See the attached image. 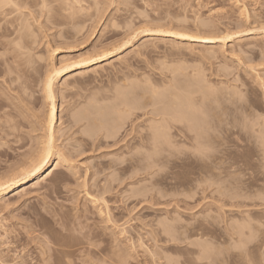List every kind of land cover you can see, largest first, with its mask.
Masks as SVG:
<instances>
[{
    "label": "rangeland",
    "instance_id": "374dc122",
    "mask_svg": "<svg viewBox=\"0 0 264 264\" xmlns=\"http://www.w3.org/2000/svg\"><path fill=\"white\" fill-rule=\"evenodd\" d=\"M2 1L1 185L43 154L44 86L64 70L53 87L56 171L0 195V264H264V0ZM167 91L204 101L201 113L199 102L185 110L214 126V135L203 129L207 147L173 129L162 140L171 151L146 149L152 110L170 108ZM95 123L118 136L105 139Z\"/></svg>",
    "mask_w": 264,
    "mask_h": 264
},
{
    "label": "bare ground",
    "instance_id": "6f19581e",
    "mask_svg": "<svg viewBox=\"0 0 264 264\" xmlns=\"http://www.w3.org/2000/svg\"><path fill=\"white\" fill-rule=\"evenodd\" d=\"M9 0H7V2H8ZM2 2H5V0L4 1H2ZM10 2V1H9ZM8 2V3H9ZM8 3H6V4H8ZM3 5H5L4 3L2 4L1 3V0H0V10H2V8L1 7H3ZM1 13V12H0ZM2 15V14H1ZM7 31L8 30H6V33H7ZM9 33V32H8ZM7 33V34H8ZM155 33V32H154ZM153 34V33H152ZM164 34H166L167 35V33H164ZM178 35H180V36H177V37H179V38H182V39H185V40H188V41H192V42H200V43H204V44H210V43H214V39H212V38H209V37H201V38H199V37H197V39H186V37H189V35H181V34H178ZM24 36V35H23ZM20 37H21V35H20ZM192 37V36H191ZM22 38V37H21ZM99 59L100 58H94L93 59V61L94 62H96V61H99ZM89 63V62H88ZM80 64H84L85 65V62H82V63H80ZM87 64V63H86ZM55 70H59V69H55ZM54 70V71H55ZM200 78V77H199ZM197 80H201V79H197ZM196 80V81H197ZM149 82H150V80H149ZM148 82V83H149ZM200 82V81H199ZM151 83V82H150ZM186 85V84H185ZM183 89L185 88V87H182ZM181 88V89H182ZM203 88V87H202ZM186 89V88H185ZM187 89H188V87H187ZM174 90H176V89H174ZM201 87H200V89H199V92H200V94L202 95V98H203V96H206V95H204V91L203 90H206V88H203V90H201ZM134 91V90H133ZM156 91L157 90H155V92H154V94H156ZM177 91H179L178 89H177ZM181 91V90H180ZM194 91H196V90H194ZM198 91V90H197ZM196 91V92H197ZM207 91V90H206ZM208 91H209V89H208ZM208 91L207 92H205V93H207L208 94ZM210 91H211V89H210ZM135 92V91H134ZM133 92V94H136V92L134 93ZM167 92H174V91H167ZM190 92V91H189ZM132 93V92H131ZM165 93V92H164ZM167 93V94H169V95H172V96H170L171 98H172V102H169L170 103V105H172V107L169 105V107L170 108H168V106H167V108H166V106H165V103L166 102H168L167 100H165V98H164V96H163V98L161 99V101L164 99L165 100V103L164 102H162L161 104L163 105V109H158V110H155V109H153L152 110V112L154 111V117H156L155 118V122H154V126H153V130L154 131H152V135H151V138H149V136H148V139H151L152 141H151V143H152V145H151V143L150 142H148L149 140L148 139H146L147 140V142L148 143H146V144H150L152 147H149V145L146 147V149H153V150H157V149H159V151H165V152H168V150L170 149V151L172 150L171 149V145L170 144H167L166 145V143H168L169 141V135L171 136V131L173 130V129H175V131L176 132H174V133H176V136H178V137H180L181 138V140L183 139L184 141L186 140V139H194V140H197L196 142L197 143H200V145L201 144H203L204 143V141H202L201 142V140L203 139V138H205V135H204V132H205V134H206V132L207 131H211L212 132V130L214 129L215 130V128H214V126L212 127V126H210L209 128H207V127H205V126H202V127H204L205 129L207 128V129H209V130H203L200 126L201 125H199L200 124V122L199 121H202L201 122V124H203V122H204V120H201V118H199L200 117V115H199V113H201V109H203V108H201V106H202V104L204 103V101L202 102V101H200V102H202V104L200 105V106H198V108L200 107V112L198 113H195V111L196 110H198V108H197V101H195L196 103H193V105H192V102H190L191 104H189V100L186 102V103H188V104H186L184 101H186V99H184V101L182 100L183 98H186V97H181L179 94H177L176 92V94L175 93ZM194 94H196L195 92H193ZM198 93V92H197ZM212 94H213V92H211ZM140 94V93H139ZM138 94V95H139ZM167 94H166V96H167ZM138 95H137V97H138ZM142 95V93L140 94V96ZM129 96H130V93H129ZM160 95H158V98L160 99V97H159ZM165 96V97H166ZM183 96V95H182ZM213 96V95H212ZM134 97H136V96H134ZM143 97V96H142ZM127 98V100L129 101L130 99H128L129 97H126ZM141 98V97H140ZM139 98V99H140ZM168 98V100L170 99L169 97H167ZM166 98V99H167ZM207 98V97H206ZM214 98H216V96L214 97ZM218 98V97H217ZM216 98V99H217ZM136 99V101H137V98H134V100ZM156 99V98H155ZM192 99V98H191ZM208 99V98H207ZM207 99H206V101H207ZM124 100V99H123ZM125 101V102H128V101ZM131 100H133V98H131ZM193 100V99H192ZM135 101V103L136 104H142V102H136ZM140 101V100H139ZM154 101H156V100H154ZM158 101V100H157ZM161 101H159V103L161 102ZM169 101H171V99L169 100ZM178 101H180V102H178ZM211 101H214L213 99L211 100ZM218 101V100H217ZM212 102V104L213 103H216V104H214V105H212L213 107H215V108H217L216 107V105H217V103L220 101H218V102ZM124 101H123V103H125ZM130 103H131V101H129ZM133 102V104H134V101H132ZM174 102H176V103H174ZM130 103H126V105L125 104H123L124 106H122V107H124L123 109L126 111V113H127V111L130 113L131 111H135V109H137L135 106H133V105H131ZM156 103H158V102H156ZM164 103V104H163ZM172 103V104H171ZM207 103V102H206ZM206 103H205V105H206ZM121 104V103H120ZM50 106H51V108L49 109L50 111H49V114H48V120H47V122H48V124H47V134H48V137H46V139L48 140L46 143H45V141H44V147H41V148H43V151H42V149H41V151H42V155H41V153H37L38 155H39V157H38V159L39 160H37V162H36V160L35 161H33L34 162V164L32 165V166H30V168H29V170H27V172H24L22 175L23 176H21V178L20 179H16L15 178V180H12L11 182H7V184H0V187H3V190H0V195L1 194H3L4 193V191H6V190H8L7 188L9 187L10 189H16V188H18V187H20L21 185H25L26 183H29V182H32V181H34V180H37V179H40V178H42V176H44V179H46V178H48V177H50L55 171H56V168H53L52 170H50L49 171V169L53 166V157H54V153H53V149H54V146H53V141L55 140L54 138V136H55V131H54V129H55V123H56V117H57V114H56V107H55V103H53V101H52V104H49ZM146 105V104H145ZM199 105V104H198ZM204 105V104H203ZM210 105V106H211ZM119 106V105H118ZM137 106V105H136ZM141 107H143L142 105H140ZM139 106V107H140ZM187 106V107H186ZM116 106H114L113 108H115ZM122 107H121V109H122ZM139 108L138 110H140V109H142V108ZM185 107L188 109V108H190V110L193 108V107H195V108H193L195 111L194 112H188L187 111V109L185 110ZM204 107V106H203ZM212 107V108H213ZM221 107V106H220ZM242 109L243 108H245L244 106H240ZM117 108V107H116ZM115 108V109H116ZM119 109H120V107H118ZM218 108H219V106H218ZM223 108V107H222ZM120 109V112L121 111H124V110H121ZM192 109V110H193ZM220 109V108H219ZM225 109V108H224ZM223 109V111L224 112H226V109L224 110ZM246 109V108H245ZM161 110V111H160ZM189 110V109H188ZM211 110H214V109H211ZM117 111V110H116ZM157 111V112H156ZM199 111V110H198ZM218 111V110H217ZM216 111V112H217ZM220 111H221V109H220ZM219 111V112H220ZM223 111H222V113H223ZM94 112V111H93ZM136 112V111H135ZM205 112H206V110H205ZM84 113V112H83ZM121 113H124L125 114V112H121ZM121 113H119V115H121ZM128 113V114H129ZM185 113H187V114H185ZM191 113V115H189V114ZM207 113V112H206ZM131 114V113H130ZM202 114H203V112H202ZM205 114V113H204ZM212 114H214V113H212ZM215 114H217V113H215ZM85 115V114H84ZM88 115V114H87ZM105 115V114H104ZM152 115V113H151V117L153 116ZM185 115H189V116H185ZM96 116H98V115H96ZM123 116V115H122ZM121 116V117H122ZM217 116H221V113H218L217 114ZM157 117H159V118H157ZM212 117H214V115L212 116ZM93 118V117H92ZM94 118H95V116H94ZM97 119H95V120H97L99 123H101V120H102V118H100V121H99V117H96ZM105 118V117H104ZM119 118V117H118ZM122 118H120V119H117V120H121ZM124 119V118H123ZM152 119V118H151ZM193 119H196L194 122H195V124H193V125H191L192 124V122H193ZM220 119V118H219ZM222 119V118H221ZM224 119V118H223ZM153 120H151V122L153 121ZM218 120V119H217ZM103 121V120H102ZM115 121H116V119H115ZM197 121V122H196ZM106 122V121H105ZM105 122H102V123H105ZM117 122V121H116ZM193 122V123H194ZM218 122H220V121H218ZM99 123H97L98 125H99ZM101 123V124H102ZM118 123V122H117ZM117 123H112V125L113 124H116L115 126H117ZM122 123V122H121ZM121 123L119 122L118 124H120V125H118L115 129L112 127V128H110V129H112V132H113V129L116 131V129H118L119 127L121 128L122 126H121ZM191 123V124H190ZM217 123V122H216ZM100 124V125H101ZM106 124V123H105ZM151 124H153V123H151ZM212 124V123H211ZM95 125H96V123H95ZM98 125H96L97 127H98ZM100 125H99V127H100ZM204 125V124H203ZM206 125V124H205ZM208 125H210V124H208ZM103 126V125H102ZM101 126V127H102ZM215 126H219L218 125V123H217V125H215ZM221 126V125H220ZM96 127V128H97ZM100 127V128H101ZM106 127V126H105ZM103 128L102 127V129H104L103 130V133L104 132H106V130L105 129H107V130H109L107 127L106 128ZM110 127V126H109ZM211 127H212V130H210L211 129ZM149 128H151V127H149ZM216 128H218V127H216ZM152 130V128L150 129V131ZM214 130H213V132H214ZM119 131V130H118ZM118 131H116L117 133H118ZM216 131H217V129H216ZM211 132H207L208 134H210ZM46 133H45V135L44 136H46ZM108 133H109V131L107 132V133H104L105 135L107 134L108 135ZM114 133V132H113ZM117 133H114V134H112L111 135V132H110V137L112 138V140L115 138V134L117 135ZM151 133V132H150ZM217 132H214V133H211L210 135H214V134H216ZM219 133V132H218ZM103 134V135H104ZM119 134V133H118ZM106 135V136H107ZM207 135V134H206ZM209 135V136H210ZM104 136V138L106 139H109L110 140V137L109 136ZM118 136V135H117ZM117 136H116V138H117ZM168 136V137H167ZM209 136H206V137H209ZM217 136V135H216ZM164 137H167V142L166 143H164L165 141H166V138L164 139ZM210 137H212V136H210ZM219 137V136H218ZM102 138V137H101ZM214 138V137H213ZM212 138V139H213ZM45 139V140H46ZM164 139V142L162 141ZM215 139V138H214ZM49 140L52 142V155L51 156H49L48 158H47V162L46 163H44V164H41V160H42V158L44 157V153H45V150H46V147H45V144H48V142H49ZM85 140V139H84ZM115 140V139H114ZM43 142V141H42ZM85 142H87V141H85ZM180 143V142H179ZM145 144V145H146ZM159 144V145H158ZM209 144V143H208ZM207 144V145H208ZM135 146L137 145V144H134ZM132 146V147H135V146ZM145 145H144V148H145ZM171 146V147H169V146ZM204 146H206L205 144H203ZM210 145V144H209ZM202 146V145H201ZM200 146V147H201ZM201 147L200 149L201 150H203V151H205L203 148H205V147ZM140 147H143V146H137L136 148L137 149H139ZM207 147V146H206ZM152 150V151H153ZM200 150V151H201ZM148 151V150H147ZM199 151V153H198V155H199V157H200V155H201V157L203 156L202 154H205V153H202V152H200ZM136 152H137V150H136ZM200 153H202V154H200ZM211 154V153H210ZM209 154V155H210ZM213 154H215V153H213ZM213 154L212 155H210V158L212 159V156H213ZM206 156H208L207 154L205 155V157ZM196 157H197V155H196ZM209 157V156H208ZM216 157V154H215V156H214V158ZM219 157V156H218ZM217 157V159L219 160L220 158H218ZM189 158V157H188ZM198 158V157H197ZM203 158V157H202ZM192 158L190 157V160H191ZM195 160H196V162H198V160L194 157V160H191V161H189L188 162V164H187V161H188V159H187V161H186V164L190 167V168H192L191 166H192V163L193 162H195ZM199 160H200V158H199ZM202 160V159H201ZM203 161V160H202ZM211 161H213V162H215L214 161V159L213 160H211ZM36 162V163H35ZM195 162V163H196ZM201 161H199L198 163H200ZM194 163V164H195ZM202 163V162H201ZM198 164V165H201V167L200 168H202V164H204V163H206L205 162V159H204V162L202 163V164ZM215 163H218V162H215ZM193 164V165H194ZM210 164V163H209ZM112 165V164H111ZM197 164H195L194 165V167L196 166ZM197 165V166H198ZM204 165H206V164H204ZM208 165V164H207ZM187 166V167H188ZM196 166V167H197ZM213 166V165H212ZM212 166H211V168H212ZM215 166V165H214ZM110 167V166H109ZM112 167V166H111ZM199 167V166H198ZM198 167H197V169H198ZM204 167H208V166H204ZM203 167V168H204ZM38 168V170H36V171H33V169H37ZM203 168L201 169V170H203ZM211 168H210V170H211ZM124 169H126V168H124ZM123 169V170H124ZM214 169V168H213ZM199 170V169H198ZM200 170V171H201ZM205 170H207V169H205L204 168V170H203V172L205 171ZM209 170V171H210ZM47 171H49L48 173H46ZM125 171V170H124ZM212 171V170H211ZM120 172V171H119ZM202 172V171H201ZM205 172H208V171H205ZM29 173H31V174H29ZM46 173V174H45ZM123 173V172H122ZM125 173V172H124ZM45 174V175H44ZM120 174V173H119ZM124 175V174H123ZM123 175H121V176H123ZM214 175V174H213ZM217 175H215V177H216ZM119 177H120V175H119ZM112 181H115L114 179L112 180ZM116 182V181H115ZM101 183V182H100ZM113 183V182H112ZM96 185H97V183H96ZM107 185V184H106ZM4 186H6V187H4ZM98 186V185H97ZM100 187L102 186V185H99ZM109 186V185H108ZM84 187H86L85 185H84ZM112 187H113V185H112ZM111 187V188H112ZM114 187H115V185H114ZM114 187L112 188V190H114ZM104 187H102L101 188V192L100 193H103L104 192V190L105 191H109V189L108 190H106V186H105V189H103ZM245 188V187H244ZM244 188H242L243 190H244ZM86 189V188H85ZM103 189V190H102ZM260 190L261 191H263L264 190V188H263V190L260 188ZM103 191V192H102ZM111 191V190H110ZM7 193V192H6ZM88 193V192H87ZM87 193H86V195H87ZM104 193H106V192H104ZM103 193V194H104ZM263 193H264V191H263ZM89 195H91V197H94V199H97L96 197H98V196H92V194H89ZM2 196V195H1ZM88 196V195H87ZM102 196V195H101ZM88 197H90V196H88ZM2 198V197H1ZM99 198V197H98ZM102 198H104V196L103 197H101V198H99V200L101 199L102 201H103V203H102V205L103 204H106L107 202H106V200H104V199H102ZM93 199V200H94ZM90 200H92V199H90ZM99 200H98V203H99ZM100 200V201H101ZM87 201V200H86ZM93 203V202H92ZM94 203H95V201H94ZM108 204H106V206H107ZM105 206V207H106ZM98 207V206H97ZM98 210V209H97ZM100 212H101V210H100ZM99 212V213H100ZM104 212V211H103ZM106 212H107V210H106ZM101 215L103 214L102 212L100 213ZM106 214V213H105ZM107 215V214H106ZM107 217H108V215H107ZM110 219V218H109ZM86 220V219H85ZM111 222H112V219H111ZM81 223H84V222H81ZM80 224V223H79ZM104 224V223H103ZM80 226V225H79ZM81 227V226H80ZM86 227V226H85ZM254 227H256V223H255V226ZM259 228H261V227H258V228H256L257 230H259ZM81 229V228H80ZM125 230V229H124ZM261 230V229H260ZM117 231V230H116ZM83 232V231H82ZM122 232H123V230H122ZM126 232V231H125ZM33 233H35V232H33ZM88 235V234H87ZM120 235V234H119ZM123 235H124V233H123ZM124 237V236H123ZM33 238V237H32ZM35 238V237H34ZM37 238V237H36ZM116 239V238H115ZM28 240H31V237H29V239ZM33 240V239H32ZM91 240V239H90ZM123 240V239H122ZM128 240V239H127ZM132 240V239H131ZM34 241V240H33ZM32 241V242H33ZM36 241H37V239H36ZM35 241V242H36ZM42 241V240H41ZM115 241V240H114ZM31 242V241H30ZM38 242V241H37ZM131 242H133V241H131ZM39 243V242H38ZM45 243H47V242H45ZM129 243V242H128ZM127 244V243H126ZM143 243H141V246H143L142 245ZM89 245H91V244H89ZM95 245V244H94ZM132 245V244H131ZM42 247V246H41ZM119 247V246H118ZM127 247V246H126ZM131 247V246H130ZM143 247H146L145 245L143 246Z\"/></svg>",
    "mask_w": 264,
    "mask_h": 264
},
{
    "label": "snow or ice",
    "instance_id": "6c2138e0",
    "mask_svg": "<svg viewBox=\"0 0 264 264\" xmlns=\"http://www.w3.org/2000/svg\"><path fill=\"white\" fill-rule=\"evenodd\" d=\"M172 35H175V33H172ZM133 37H130V39H132ZM186 39H197V37H186ZM225 39H230V37H225ZM127 43V41H126ZM75 66V64L73 65ZM64 68L63 66L59 69V70H55L53 71L48 79H47V82H46V85L44 86L45 87V92H46V95H47V99L49 101V103H51L53 101V87H54V78L56 76H59L60 75V72L63 71ZM52 155V142L49 140L48 144L46 145V150H45V153H44V157L42 158L41 160V164H44L47 162V158L49 156ZM38 170L37 169H33V171H36ZM31 174V173H29ZM6 187V186H4ZM0 190H3V187H0ZM260 199L264 200V196L260 197ZM108 223H111V220L109 219L108 220ZM92 246H95V245H92ZM54 264H75V261L73 259H67V260H60V261H57V262H54ZM82 264H89L88 261H82ZM172 264H180V261L179 259H175Z\"/></svg>",
    "mask_w": 264,
    "mask_h": 264
},
{
    "label": "clouds",
    "instance_id": "9594fccd",
    "mask_svg": "<svg viewBox=\"0 0 264 264\" xmlns=\"http://www.w3.org/2000/svg\"><path fill=\"white\" fill-rule=\"evenodd\" d=\"M205 252H206V249H205ZM202 254H204V253H202Z\"/></svg>",
    "mask_w": 264,
    "mask_h": 264
}]
</instances>
